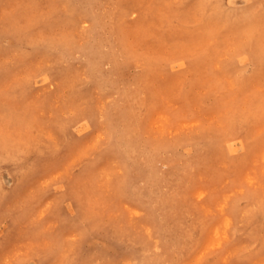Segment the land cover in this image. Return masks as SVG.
I'll return each mask as SVG.
<instances>
[{"label":"rangeland","instance_id":"obj_1","mask_svg":"<svg viewBox=\"0 0 264 264\" xmlns=\"http://www.w3.org/2000/svg\"><path fill=\"white\" fill-rule=\"evenodd\" d=\"M213 1L0 0V264H139L84 229L159 255L184 204L172 264H264V0Z\"/></svg>","mask_w":264,"mask_h":264},{"label":"bare ground","instance_id":"obj_2","mask_svg":"<svg viewBox=\"0 0 264 264\" xmlns=\"http://www.w3.org/2000/svg\"><path fill=\"white\" fill-rule=\"evenodd\" d=\"M219 1L220 0H214L210 4L209 10L211 11V13L216 14V15H221V16H224V14L227 13V15L230 17L232 15L230 11L223 12L217 7V4L220 3ZM118 13L121 15L123 11L119 10ZM3 30H8V29L4 27ZM30 47L34 49L35 42H32ZM244 54L246 57H249V58L256 57L258 60H261V57L258 55V51H252L250 49H246L244 51ZM188 61H189L188 64L186 63L188 65L187 68H189V64L193 65L194 62L198 63V61L200 60L196 59L192 61L188 59ZM118 117H119V120L123 118L122 115H118L114 119H118ZM236 136H239V135H236ZM236 136L234 132H231L230 135L227 137V142L223 145L224 148H226L229 151V155L227 154L228 155L227 157H228V161L231 166L233 165V161H234V159L232 158V156L234 155L233 154L234 149L231 148L232 147L231 141L233 140L232 138ZM211 143L213 147L216 145L217 142L212 141ZM242 143L244 145L242 146V148L244 147V150L247 149L246 144L244 142ZM4 150H5V154L7 155L5 157H2V159L0 160V168L12 161L11 157L8 155L10 154V147L8 148L5 147ZM64 195L70 198L73 195V193L70 190H67V192L64 193ZM250 198L251 197L249 195L244 197V201L246 202V204L251 205V207L245 205V208L242 212V216L241 218H239L240 219L239 222H240L241 228L243 229L247 237L257 242L258 244H264V222L262 219L264 217L263 215L264 214L263 212L264 203L250 204L249 202L252 201V199ZM164 203H165L164 200L161 199L160 208L165 207ZM187 209L188 208L186 207V204H184L180 206V208H175L174 210V212L176 211L175 217L171 215L170 217L162 218V220H158V219L156 220V223L161 226L159 235L165 236V244H163V250L159 255L151 251L152 250V240L143 239L142 242H139V243L135 241L132 242L129 238H126L122 235L114 236L113 234L104 232V228L100 224H97V225L90 224L88 227L84 229V232L82 233V235L97 237L100 232L101 234L99 235V237L111 236V237H114L119 243L121 242L120 240H124L128 242L127 251L132 256L133 260L135 257V254L133 253H135L136 248L139 247L140 248L139 255H138L139 264H172L174 260H177L178 257L180 258V256L185 253V246H182V244L189 243V241L188 242L184 241L183 243V241L181 240V234H179V232L182 226L186 227L188 225H192L191 229L190 228L188 229L189 231L187 233V237L190 238L191 242L192 240H194L192 236L193 229H194V220L189 219V218H187L188 219L187 220L185 218V216L188 215ZM82 215L83 214L80 212L79 216H82ZM163 216H167V215H163ZM188 216L190 217L191 213H189ZM234 220H237V219H234ZM174 254L178 255L177 258H174L173 256ZM101 255L103 257L102 259L107 260V255H108L107 251L102 252ZM144 259L145 261L141 262Z\"/></svg>","mask_w":264,"mask_h":264}]
</instances>
